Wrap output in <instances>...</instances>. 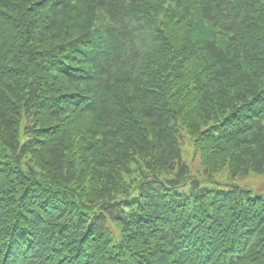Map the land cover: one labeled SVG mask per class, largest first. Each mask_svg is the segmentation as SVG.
<instances>
[{"label":"trees","instance_id":"trees-1","mask_svg":"<svg viewBox=\"0 0 264 264\" xmlns=\"http://www.w3.org/2000/svg\"><path fill=\"white\" fill-rule=\"evenodd\" d=\"M250 177L264 0H0V264H264Z\"/></svg>","mask_w":264,"mask_h":264},{"label":"rangeland","instance_id":"rangeland-1","mask_svg":"<svg viewBox=\"0 0 264 264\" xmlns=\"http://www.w3.org/2000/svg\"><path fill=\"white\" fill-rule=\"evenodd\" d=\"M187 153V151H186ZM263 178L261 177H250L247 180V183L253 190H259L263 187Z\"/></svg>","mask_w":264,"mask_h":264}]
</instances>
